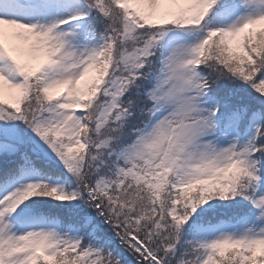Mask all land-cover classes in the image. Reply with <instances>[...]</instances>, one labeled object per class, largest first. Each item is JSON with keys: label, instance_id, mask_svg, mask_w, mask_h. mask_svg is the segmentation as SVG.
<instances>
[{"label": "snow or ice", "instance_id": "obj_1", "mask_svg": "<svg viewBox=\"0 0 264 264\" xmlns=\"http://www.w3.org/2000/svg\"><path fill=\"white\" fill-rule=\"evenodd\" d=\"M0 264H264V0H0Z\"/></svg>", "mask_w": 264, "mask_h": 264}]
</instances>
